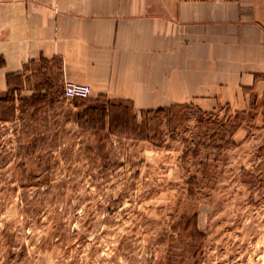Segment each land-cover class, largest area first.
Here are the masks:
<instances>
[{
    "label": "rangeland",
    "instance_id": "obj_1",
    "mask_svg": "<svg viewBox=\"0 0 264 264\" xmlns=\"http://www.w3.org/2000/svg\"><path fill=\"white\" fill-rule=\"evenodd\" d=\"M57 68L28 65L15 102L0 101V264H264L260 104L202 123L188 104L152 119L148 141L129 136L145 110L125 126L101 114L104 95L66 98ZM38 89L49 98L32 115L19 99Z\"/></svg>",
    "mask_w": 264,
    "mask_h": 264
},
{
    "label": "crops",
    "instance_id": "obj_2",
    "mask_svg": "<svg viewBox=\"0 0 264 264\" xmlns=\"http://www.w3.org/2000/svg\"><path fill=\"white\" fill-rule=\"evenodd\" d=\"M54 60L60 83L137 110L262 109L264 0H0V93Z\"/></svg>",
    "mask_w": 264,
    "mask_h": 264
},
{
    "label": "trees",
    "instance_id": "obj_3",
    "mask_svg": "<svg viewBox=\"0 0 264 264\" xmlns=\"http://www.w3.org/2000/svg\"><path fill=\"white\" fill-rule=\"evenodd\" d=\"M20 79H21V73L9 74L7 76L9 88L7 92L5 93V96L3 97V99H1L0 101L8 102V103L15 102V93L16 91H18V86H19L17 85L18 83H16V81H19ZM41 90L42 89H38L36 93H33L28 98L19 99L22 102V104H24L25 107H28L29 109L32 110V113H31L32 115H34L35 112L44 111L45 107L43 106L42 101L49 98L48 94L42 93ZM100 97L107 99L104 96H100ZM75 99H82V98H75ZM107 103H108V107L102 108L100 110L101 114L105 115L108 110L109 112L112 111L111 113L116 116H123V113H124V124L125 126H128V125L130 126L128 116L132 114V110H133L132 103L129 101H125V100H109V99L107 100ZM123 105H124V108H123ZM187 106L188 104H177V105H171V106L164 107V108H158L156 110L140 111V114L143 120L141 123H138L136 121V116L133 115V117H131L130 120H132L133 125H131L129 128L131 130V132L129 133V136L136 135L137 137H140L143 140H148V141L153 140V138L155 137L154 135L156 133L157 128H153L152 126H150L152 119L157 120L163 114L167 115L172 110L184 108ZM190 107H193V106H190ZM251 109L257 110L254 104H252ZM92 111H93V108L89 109L87 112L91 113ZM198 113L200 115L198 122L202 123L203 122L202 117H204L206 113L199 109H198ZM226 121L227 123L231 124L232 132L237 131L242 123L241 121H239L238 117H232V115H229ZM228 143L233 144V142L231 141H228L227 144ZM196 218H197L196 215L189 217V221L191 225L190 230L194 234H197L200 237V239L203 240L205 238V235L203 232H201L198 229Z\"/></svg>",
    "mask_w": 264,
    "mask_h": 264
},
{
    "label": "built area",
    "instance_id": "obj_4",
    "mask_svg": "<svg viewBox=\"0 0 264 264\" xmlns=\"http://www.w3.org/2000/svg\"><path fill=\"white\" fill-rule=\"evenodd\" d=\"M91 88L88 85L78 83H66L63 88V95L66 98H88Z\"/></svg>",
    "mask_w": 264,
    "mask_h": 264
}]
</instances>
